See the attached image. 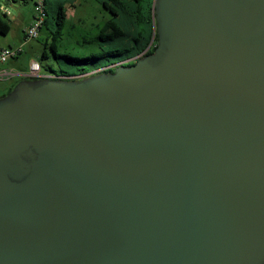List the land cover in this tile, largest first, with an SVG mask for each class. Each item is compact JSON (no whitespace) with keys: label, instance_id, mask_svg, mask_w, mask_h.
<instances>
[{"label":"water","instance_id":"95a60500","mask_svg":"<svg viewBox=\"0 0 264 264\" xmlns=\"http://www.w3.org/2000/svg\"><path fill=\"white\" fill-rule=\"evenodd\" d=\"M151 53L0 97V264H264V0H153Z\"/></svg>","mask_w":264,"mask_h":264},{"label":"trees","instance_id":"16d2710c","mask_svg":"<svg viewBox=\"0 0 264 264\" xmlns=\"http://www.w3.org/2000/svg\"><path fill=\"white\" fill-rule=\"evenodd\" d=\"M27 1L29 0H0V34H7L11 29L10 19L1 7L7 8L11 4ZM76 1L43 0L45 17L40 30L42 28L46 30V40H49L52 56L60 60L62 65L57 70L49 67L47 71H41L40 67L41 76H25L26 79L35 80L44 76L76 77L89 72L112 73L117 65H132L134 59L153 51L156 34L153 38L155 43L148 47L153 33V0H93L107 13V16L102 17L99 23L94 25L93 34L89 32L82 34L78 40L91 43L88 53H84L83 48L80 55H71L66 51L59 52L58 40L64 35L69 37L65 34L68 22L66 4L74 5ZM34 3L35 0L33 5ZM46 55L45 51L42 52L43 57ZM18 71L26 72L20 69ZM21 78L24 77H19Z\"/></svg>","mask_w":264,"mask_h":264},{"label":"rangeland","instance_id":"374dc122","mask_svg":"<svg viewBox=\"0 0 264 264\" xmlns=\"http://www.w3.org/2000/svg\"><path fill=\"white\" fill-rule=\"evenodd\" d=\"M33 1L14 3L7 6L9 11L8 18L11 22V29L7 34H0V45L8 46L19 44L23 41L21 28L24 27L27 21H30L33 13ZM67 25L65 33L68 36H63L57 42V50L59 52L66 51L71 55H80L82 49L84 53H88L91 43L78 41L82 34L94 33L92 28L99 23L102 17H106L107 13L93 0H77L74 5L67 3ZM90 30V31H88ZM153 44L155 41L152 42ZM152 45V44H151ZM150 45V46H151ZM47 54L42 56V52ZM137 59V58H136ZM134 59V62L136 61ZM36 61L41 67V71H47L49 67L57 70L62 65L61 61L52 56L49 48V40H46V30L42 28L36 38L29 39L23 45V51L17 57L6 62L7 66L20 70H28V63ZM15 70V71H18ZM18 76H13L8 79L0 80V97L8 92Z\"/></svg>","mask_w":264,"mask_h":264},{"label":"built area","instance_id":"2783aa9c","mask_svg":"<svg viewBox=\"0 0 264 264\" xmlns=\"http://www.w3.org/2000/svg\"><path fill=\"white\" fill-rule=\"evenodd\" d=\"M1 10L8 15L7 8L1 7ZM45 17L43 0H35L33 5L32 18L29 23L23 29V41L13 46H1L0 45V80L8 79L13 76H41L39 63L32 60L29 63V69L27 72H19L10 68H5L3 65L10 59L17 57L23 51V45L26 41L32 38H36L40 32L43 20ZM46 77V76H44Z\"/></svg>","mask_w":264,"mask_h":264},{"label":"crops","instance_id":"0c3cea01","mask_svg":"<svg viewBox=\"0 0 264 264\" xmlns=\"http://www.w3.org/2000/svg\"><path fill=\"white\" fill-rule=\"evenodd\" d=\"M28 23H29V21H27V22L25 23L24 27H25ZM24 27L21 28V32L23 31ZM17 44H18V43H17ZM15 45H16V44H15ZM8 46H13V45H8ZM30 62H31V61H30ZM30 62H29V63H30ZM29 63H28V69H29ZM3 67H5V68H10V69H13V70H18V69H16V68H13V66H7L6 63L3 65ZM25 71L27 72L28 70H25Z\"/></svg>","mask_w":264,"mask_h":264}]
</instances>
